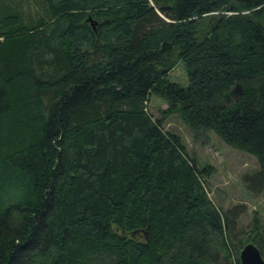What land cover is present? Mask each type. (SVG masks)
I'll return each instance as SVG.
<instances>
[{
    "label": "trees",
    "instance_id": "16d2710c",
    "mask_svg": "<svg viewBox=\"0 0 264 264\" xmlns=\"http://www.w3.org/2000/svg\"><path fill=\"white\" fill-rule=\"evenodd\" d=\"M170 115L256 157L264 193V0H0V264L264 258L261 218L210 198Z\"/></svg>",
    "mask_w": 264,
    "mask_h": 264
},
{
    "label": "rangeland",
    "instance_id": "374dc122",
    "mask_svg": "<svg viewBox=\"0 0 264 264\" xmlns=\"http://www.w3.org/2000/svg\"><path fill=\"white\" fill-rule=\"evenodd\" d=\"M170 80L188 85V77L184 64L180 62L170 73ZM168 107L162 97L151 94L147 106L153 116L160 117V110ZM164 129L181 134L190 153H194L200 165L212 167L209 177V196L218 204L229 207L240 203L247 207L241 223L249 226L254 214L257 213L264 224V193L253 196L245 188L242 181L243 173L258 170L260 162L253 155L226 144L216 133H194L178 115H170L164 121ZM251 243V242H249Z\"/></svg>",
    "mask_w": 264,
    "mask_h": 264
},
{
    "label": "water",
    "instance_id": "95a60500",
    "mask_svg": "<svg viewBox=\"0 0 264 264\" xmlns=\"http://www.w3.org/2000/svg\"><path fill=\"white\" fill-rule=\"evenodd\" d=\"M91 25L93 26L94 22H92ZM235 89L240 92L241 85L238 84ZM240 261L241 264H264L261 251L254 242L248 243L243 247L240 252Z\"/></svg>",
    "mask_w": 264,
    "mask_h": 264
}]
</instances>
